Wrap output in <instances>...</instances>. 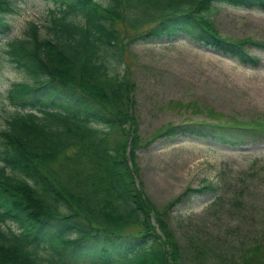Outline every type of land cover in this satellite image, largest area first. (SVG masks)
<instances>
[{
  "label": "trees",
  "instance_id": "16d2710c",
  "mask_svg": "<svg viewBox=\"0 0 264 264\" xmlns=\"http://www.w3.org/2000/svg\"><path fill=\"white\" fill-rule=\"evenodd\" d=\"M42 1L52 6L42 23H27L4 50L31 83H13L2 97L10 115L0 129V264H181L162 214L214 188L188 189L159 213L137 187L125 49L184 36L258 67L247 41L221 37L209 15L217 5L264 12V0ZM11 12L0 0V37ZM234 125L183 124L161 136L239 146L245 141L233 133L243 128ZM129 227L138 233L124 235Z\"/></svg>",
  "mask_w": 264,
  "mask_h": 264
},
{
  "label": "rangeland",
  "instance_id": "374dc122",
  "mask_svg": "<svg viewBox=\"0 0 264 264\" xmlns=\"http://www.w3.org/2000/svg\"><path fill=\"white\" fill-rule=\"evenodd\" d=\"M10 1L13 12L3 17L9 30L0 37V129L10 115L2 100L6 91L13 83H31L8 64L6 42L21 38L27 23L41 24L52 7L42 0ZM209 18L221 37L247 41L260 66H245L184 36L128 46L124 73L134 86L137 187L141 182L146 198L162 213L186 190L213 186L162 214L181 264H242L248 258L264 264V12L217 5ZM202 122L239 125L243 130L229 131L245 143L161 136L170 127ZM152 223L161 235L153 218ZM138 231L129 227L123 234Z\"/></svg>",
  "mask_w": 264,
  "mask_h": 264
},
{
  "label": "water",
  "instance_id": "95a60500",
  "mask_svg": "<svg viewBox=\"0 0 264 264\" xmlns=\"http://www.w3.org/2000/svg\"><path fill=\"white\" fill-rule=\"evenodd\" d=\"M127 156H129V151L127 152ZM136 185L138 186L137 178H135Z\"/></svg>",
  "mask_w": 264,
  "mask_h": 264
}]
</instances>
